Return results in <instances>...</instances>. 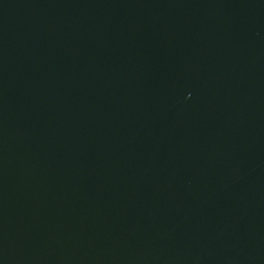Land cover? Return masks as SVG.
<instances>
[{
    "label": "water",
    "instance_id": "95a60500",
    "mask_svg": "<svg viewBox=\"0 0 264 264\" xmlns=\"http://www.w3.org/2000/svg\"><path fill=\"white\" fill-rule=\"evenodd\" d=\"M0 264H264V0H0Z\"/></svg>",
    "mask_w": 264,
    "mask_h": 264
}]
</instances>
